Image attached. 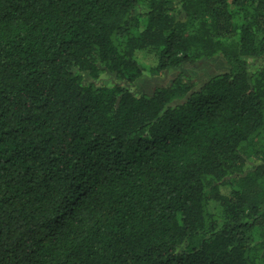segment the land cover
Masks as SVG:
<instances>
[{
	"label": "trees",
	"instance_id": "obj_1",
	"mask_svg": "<svg viewBox=\"0 0 264 264\" xmlns=\"http://www.w3.org/2000/svg\"><path fill=\"white\" fill-rule=\"evenodd\" d=\"M260 59L264 0H0V264H264Z\"/></svg>",
	"mask_w": 264,
	"mask_h": 264
},
{
	"label": "rangeland",
	"instance_id": "obj_2",
	"mask_svg": "<svg viewBox=\"0 0 264 264\" xmlns=\"http://www.w3.org/2000/svg\"><path fill=\"white\" fill-rule=\"evenodd\" d=\"M264 67V60H254L251 61V69L257 70ZM227 69L226 65L220 61H209V62H199L195 65L186 64L182 66L179 70H171L159 75H150V73H145V75L140 78L137 82L130 86L135 94H149L154 91L156 87L168 85L179 72L184 73L187 77H190L192 81L202 83L206 81L209 77L221 73ZM116 78L111 74H103L100 76L99 80L96 81L98 86H113L117 84Z\"/></svg>",
	"mask_w": 264,
	"mask_h": 264
}]
</instances>
